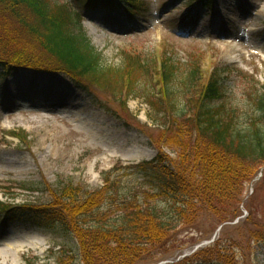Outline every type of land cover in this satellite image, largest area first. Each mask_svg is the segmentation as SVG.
Here are the masks:
<instances>
[{"label":"trees","instance_id":"obj_1","mask_svg":"<svg viewBox=\"0 0 264 264\" xmlns=\"http://www.w3.org/2000/svg\"><path fill=\"white\" fill-rule=\"evenodd\" d=\"M143 6L141 0H0V80L26 69L63 74L100 110L112 114L98 101L97 91L110 93L122 111L135 95L152 109L150 120L162 123L152 145L157 157L136 167L154 192L120 186L109 172L102 175L103 187L91 191L73 179L61 181L50 189L53 198L47 206L25 205L10 213L11 219L28 221L61 245L59 264L74 256L79 264L159 263L184 224L203 215L219 217L221 223L235 220L247 184L264 167V88L260 93L253 76L239 72L244 91L238 98L229 86L230 67L219 66L201 85L200 54H190L183 79L177 75L182 69L167 55L158 65L153 57L123 50L122 65L103 62L82 28L83 14L122 8L135 19ZM151 67L161 75L159 93ZM123 125L133 129L127 121ZM7 135L26 139L21 133ZM188 138L193 154L185 151ZM168 149L183 155L175 159ZM7 208L0 202V217ZM251 215L252 222L244 226L255 227L250 235L264 242V218ZM222 246L217 242L210 249L223 251ZM194 264L223 263L207 251L195 256Z\"/></svg>","mask_w":264,"mask_h":264},{"label":"rangeland","instance_id":"obj_2","mask_svg":"<svg viewBox=\"0 0 264 264\" xmlns=\"http://www.w3.org/2000/svg\"><path fill=\"white\" fill-rule=\"evenodd\" d=\"M141 1L144 6L135 19L125 13L115 15L118 11L83 14L82 28L92 46L102 54L104 63L122 65L123 50L153 57L158 65L167 55L182 69L177 75L183 79L189 56L195 53L201 56V85L208 84L219 66H227L233 69L229 86L234 95L242 98L244 91L240 84L244 77L239 72L253 76L258 82L255 87L262 93L264 0H215L210 12L198 1L192 4L191 0ZM151 70L154 91L159 93L160 72L158 67L155 72L154 67ZM26 81L49 85L61 98L59 104L51 106V99L24 100L21 85L28 83H20ZM95 96L112 114L93 105L87 94L63 74L45 77L22 71L13 78L0 80V201L3 205L16 210L25 205L47 206L53 198L50 189L58 182L73 179L92 191L104 185L102 175L109 172L110 178L119 180L120 186L154 192L150 184H144L134 166L157 156L152 145L160 136L162 123L150 120L152 109L145 98L130 95L126 110L122 111V105L110 93L97 91ZM126 121L132 130L123 125ZM8 132L21 133L26 139L14 138ZM189 141V138L183 141L187 143L185 151L193 154V144ZM165 152L175 159L183 155L181 150ZM258 170L244 190L235 220L221 223L219 217L203 215L195 223L184 224L173 233L169 251L157 258L159 263L151 264H189L188 261L194 264L195 256H205L207 251L211 259L223 264H264V242L250 235V231H256L255 227L244 226L246 220L252 222L248 220L251 212L259 220L264 218V167ZM217 242L223 245V251L210 249ZM176 246L179 248L174 249ZM200 246L203 247L197 250ZM57 249L51 235L28 221L0 217V264H26L27 260L59 264L61 256L54 254ZM67 264H79V259L70 257Z\"/></svg>","mask_w":264,"mask_h":264},{"label":"bare ground","instance_id":"obj_3","mask_svg":"<svg viewBox=\"0 0 264 264\" xmlns=\"http://www.w3.org/2000/svg\"><path fill=\"white\" fill-rule=\"evenodd\" d=\"M20 84H27L26 86H23L24 87L22 92L24 94L23 99L46 100L48 99V97H50L53 100V104H50L51 106H56L55 104H59L60 102L61 98L59 96H56L55 93L51 90V88H45L46 86L45 84H40L39 86L38 85L36 86L35 81L34 82L26 81L25 83H20ZM48 86L49 85H47V87ZM10 96L11 95L9 94V97Z\"/></svg>","mask_w":264,"mask_h":264}]
</instances>
